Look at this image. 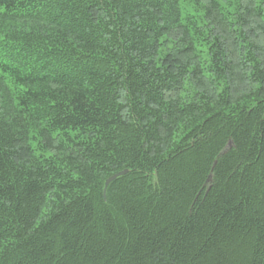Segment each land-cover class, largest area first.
<instances>
[{
	"label": "trees",
	"instance_id": "obj_1",
	"mask_svg": "<svg viewBox=\"0 0 264 264\" xmlns=\"http://www.w3.org/2000/svg\"><path fill=\"white\" fill-rule=\"evenodd\" d=\"M0 264H264V0H0Z\"/></svg>",
	"mask_w": 264,
	"mask_h": 264
},
{
	"label": "water",
	"instance_id": "obj_2",
	"mask_svg": "<svg viewBox=\"0 0 264 264\" xmlns=\"http://www.w3.org/2000/svg\"><path fill=\"white\" fill-rule=\"evenodd\" d=\"M125 174H126V171L119 172V173H117V174H115V175H112L111 177H109V178L105 181V183H104V191H103V195H104V197H105V190H106V188L109 186V184H111L112 182H114L116 179H118V178L124 176ZM208 181H210V177L208 178Z\"/></svg>",
	"mask_w": 264,
	"mask_h": 264
}]
</instances>
